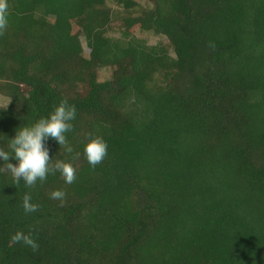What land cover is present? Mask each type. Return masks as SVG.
<instances>
[{
  "label": "trees",
  "instance_id": "trees-1",
  "mask_svg": "<svg viewBox=\"0 0 264 264\" xmlns=\"http://www.w3.org/2000/svg\"><path fill=\"white\" fill-rule=\"evenodd\" d=\"M146 2L7 0L0 149L67 101L72 152L46 146L76 180L28 187L0 162V264H264V0Z\"/></svg>",
  "mask_w": 264,
  "mask_h": 264
},
{
  "label": "clouds",
  "instance_id": "clouds-1",
  "mask_svg": "<svg viewBox=\"0 0 264 264\" xmlns=\"http://www.w3.org/2000/svg\"><path fill=\"white\" fill-rule=\"evenodd\" d=\"M7 0H0V32L8 26ZM75 105L61 101L54 110L44 118L39 119L31 126H23L10 139V152L0 149V162L14 178L16 183L24 182L28 187L34 186L38 181H45L49 175L59 173L66 184L71 185L76 180L75 168L71 163L57 161L50 166L52 160L46 142L54 140L64 146L67 152H72L68 146L66 134L73 130L72 122L76 119ZM108 154V144L102 137L90 138L83 147L86 162L95 167L100 164ZM10 161H15L12 163ZM66 193L62 190L51 192L50 198L63 201ZM22 208L26 214L37 211V205L32 203L31 195L26 194L22 200ZM12 240L14 243H23L34 251L39 245L34 239L23 232H17Z\"/></svg>",
  "mask_w": 264,
  "mask_h": 264
},
{
  "label": "rangeland",
  "instance_id": "rangeland-1",
  "mask_svg": "<svg viewBox=\"0 0 264 264\" xmlns=\"http://www.w3.org/2000/svg\"><path fill=\"white\" fill-rule=\"evenodd\" d=\"M138 1L139 4H141V6H147V2L146 0H136ZM112 31L116 34L119 31H122V28L117 26H113ZM146 38L148 39V43L149 45H157L159 43L163 44L164 46H167L169 48V43L168 41L160 36H155L153 34H149L146 35ZM82 45L84 47V50L86 53H89V50L87 49L84 40H82ZM111 76V70H101L98 73V80L99 81H103V80H107L109 77ZM9 104V99H6L3 96H0V107H6Z\"/></svg>",
  "mask_w": 264,
  "mask_h": 264
}]
</instances>
